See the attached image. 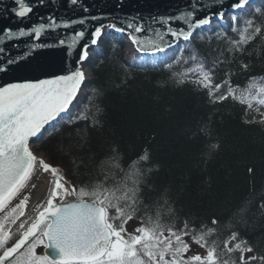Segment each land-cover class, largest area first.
Segmentation results:
<instances>
[{"label": "snow or ice", "instance_id": "obj_1", "mask_svg": "<svg viewBox=\"0 0 264 264\" xmlns=\"http://www.w3.org/2000/svg\"><path fill=\"white\" fill-rule=\"evenodd\" d=\"M68 2L69 6L82 9L84 15L74 13L73 17L58 18L49 13L27 28L7 27L0 33V76L13 74L14 69L40 51L64 54V67L56 74L0 80V264H264V254L245 256L255 251L242 236V231L255 227V222L250 224L248 219L251 199L243 206L237 203L223 209L225 217L231 218L228 227L233 230L222 241L208 243L212 228L205 231L202 227L197 234L187 221L178 227L172 208L167 215L141 216L142 226L129 233L127 223L147 208L151 195L153 167L147 147L126 171L117 163L121 159L120 146L109 145L112 155L104 161L108 171L102 176H89L87 181L70 180L59 167L34 154L31 147L49 130L72 126L81 120L88 121L93 130H103V92L93 86V95L85 97L82 86L89 81L85 64L106 32L127 36L143 56L166 57L169 50L179 52L174 61L164 63L168 76L157 87L191 84L207 93L210 105L223 104L231 98L245 105L246 113L253 109L254 101L264 106V86H258L253 79L241 91L231 80L237 72H251L254 53L259 56L264 50V0H255V6L253 0H191L177 14L151 16L89 15L90 9L82 0ZM12 3L10 13L18 21H28L34 7L44 5L45 0ZM21 40H26L22 49L19 43L12 44L15 53L2 46ZM204 42L210 47L206 54L198 47ZM116 47L113 42L110 51ZM225 53L228 59L224 58ZM224 65L229 66L228 70L217 82ZM122 84H127V78ZM225 86L227 91L221 93ZM94 97H99L100 102ZM81 106L90 111L85 114ZM259 114V123L264 125V112ZM67 135L84 142L90 139L79 129L70 130ZM201 135L210 137L207 126L192 133L193 139ZM205 147L209 156L218 152L219 135ZM41 170L47 179L43 189L34 194V178ZM155 171H159V164ZM247 172L252 176L254 169L248 167ZM258 207L264 214V199ZM218 223L217 218L211 220L212 225ZM186 237L206 248V255H188L191 244ZM40 246L47 250L45 254H37Z\"/></svg>", "mask_w": 264, "mask_h": 264}, {"label": "trees", "instance_id": "obj_2", "mask_svg": "<svg viewBox=\"0 0 264 264\" xmlns=\"http://www.w3.org/2000/svg\"><path fill=\"white\" fill-rule=\"evenodd\" d=\"M113 42L117 47L110 51ZM198 47L202 53L210 51L207 42L199 43ZM101 48L88 62L91 79L84 96L93 95V86L103 92L102 103L106 108L103 130L89 128V122L84 120L72 126L64 121L66 126L50 131L35 145V152L62 169L70 180L87 181L89 176H102L108 171L104 161L112 155L109 145L120 146L121 159L117 163L126 171L147 147L153 167L151 195L146 201L147 208H142L133 220L142 225L141 216L167 215L172 208L178 227L187 221L197 234L202 227L205 231L214 229L207 237L211 244L222 241L233 230L228 227L231 218L225 217L223 209L237 203L243 206L251 199L248 219L250 224L255 222V227L242 231V236L254 247V254H264V214L258 207L264 199V125L259 123L264 106L263 111L257 112L254 101L253 109L246 113V106L231 98L223 104L210 105L207 93L191 84L157 87L168 76L164 63L174 61L179 55L177 50L169 51L166 57H136L127 38H109ZM224 58H229L227 53ZM253 60L251 72H237L233 68L237 74L231 77L232 84L241 91L253 79L258 86H264V50L259 56L254 53ZM228 67L224 65L219 70L217 82ZM125 78L126 85L122 84ZM94 100L100 102L99 97ZM81 110L87 114L90 108L81 106ZM244 120L257 122L245 124ZM204 126L210 137L201 135L193 139V131ZM73 129L81 130L89 141L69 137L67 133ZM217 134L221 148L209 156L205 145L213 143ZM156 164L159 171H155ZM248 167L254 169L252 176ZM113 170L121 175L118 169ZM213 218L218 219L217 225L211 224ZM39 248L37 254H43Z\"/></svg>", "mask_w": 264, "mask_h": 264}, {"label": "water", "instance_id": "obj_3", "mask_svg": "<svg viewBox=\"0 0 264 264\" xmlns=\"http://www.w3.org/2000/svg\"><path fill=\"white\" fill-rule=\"evenodd\" d=\"M29 2L36 3V0H29ZM190 2L191 0H82V3L90 9L89 15L104 13L116 15L139 14L141 16L177 14L178 10L183 9ZM253 3L255 4V0H253ZM12 6H14L12 0H0V33L7 27L18 29L23 26L27 28L31 23L36 22L38 17L46 16L49 13H55L58 18L60 16L73 17L74 13L76 16L84 15L82 9L78 6H69L68 0H55V3H53V0H45L44 5L34 7L33 13L30 14V20L18 21L9 11ZM106 34L114 35L118 38L127 37L114 31L106 32ZM104 36L99 47L91 52L90 57L94 51L100 48L104 41ZM27 39L30 40L31 38ZM25 42L26 40L5 42L2 46L15 53L16 50L12 48V44L19 43L22 49ZM135 51L141 55L136 49ZM63 55L62 51H40L27 63L21 64L14 69L13 74L0 76V80L7 82L12 79L44 78L56 74L64 67ZM82 87L84 88L85 86ZM33 145L31 144V147L34 151ZM34 154L36 153L34 152ZM46 251L45 249L44 253Z\"/></svg>", "mask_w": 264, "mask_h": 264}, {"label": "rangeland", "instance_id": "obj_4", "mask_svg": "<svg viewBox=\"0 0 264 264\" xmlns=\"http://www.w3.org/2000/svg\"><path fill=\"white\" fill-rule=\"evenodd\" d=\"M88 74H89V76L91 77V71H90L89 68H88ZM225 91H227V86H225L224 88L221 89V93H223V92H225ZM221 93H218V94H221ZM254 107H255V109L258 108L259 110H262V111H263V106L258 105L256 102H255V104H254ZM39 156L43 157V158L46 160V162H47V159H46L43 155L40 154ZM61 171L63 172V170H61ZM63 173H64V172H63ZM40 174H44V173L42 172V170H41V171L37 174V176L34 178V183H35L36 180H38V179L40 178ZM44 175H46V174H44ZM46 176H47V175H46ZM140 226H141V224H140L139 222L134 221V220H131V221H129V222L127 223V225H126V229H127V231H128L129 233H134L135 229H136L137 227H140ZM185 239L191 244V249H190V252L188 253V255H193V254H200V255H202V256H203V255H206V250H205L204 248L198 246L197 244L193 243L190 237H186ZM39 250H44V248L41 246V248H39ZM253 254H254V253H247V254H245V256H246V258H247V256H249V255H253Z\"/></svg>", "mask_w": 264, "mask_h": 264}, {"label": "bare ground", "instance_id": "obj_5", "mask_svg": "<svg viewBox=\"0 0 264 264\" xmlns=\"http://www.w3.org/2000/svg\"><path fill=\"white\" fill-rule=\"evenodd\" d=\"M38 157H41L39 155H37ZM43 158V157H42ZM46 161V160H45ZM47 179V176L44 175V174H40V178L38 180L35 181L36 185H37V189L36 190H33V193L35 194L38 190H42L43 187H44V183H45V180ZM40 196H41V199H43V193L41 191L40 193Z\"/></svg>", "mask_w": 264, "mask_h": 264}]
</instances>
